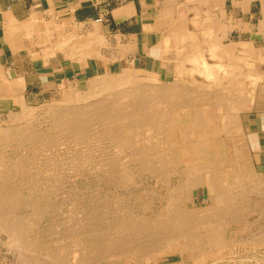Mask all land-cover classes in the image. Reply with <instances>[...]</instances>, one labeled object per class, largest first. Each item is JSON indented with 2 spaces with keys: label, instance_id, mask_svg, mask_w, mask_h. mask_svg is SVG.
<instances>
[{
  "label": "rangeland",
  "instance_id": "rangeland-1",
  "mask_svg": "<svg viewBox=\"0 0 264 264\" xmlns=\"http://www.w3.org/2000/svg\"><path fill=\"white\" fill-rule=\"evenodd\" d=\"M180 4L181 7L179 9L173 8L174 10L170 16V20L173 23L165 25L164 35H168L169 31H171L170 28L174 27V24L177 23L181 24L182 28L187 27V29L195 31L202 38L201 32H203V29L199 23L205 20L207 15H204V12L208 11V8L206 9V6H203L204 9L200 8L199 12H202V15L198 16L195 15L197 14L196 10H186L187 7L184 0ZM253 4V11L257 14V19L254 21L255 25L251 29L253 32L251 33L255 39L253 42L254 48L251 47L253 51H250V53L240 51L237 60L243 67L239 69L240 71L247 73L250 70L248 68H256L253 70L257 72V76L261 77V79H259L254 89L250 87V82L255 85L258 79L252 77L250 80L248 78L241 80L245 86L249 87L242 90L243 93H240V99L248 100L247 92L253 89V103L249 104L246 109L238 112V121L235 124L237 127L235 129L231 128L228 131H224L233 136L230 139L234 140H232L233 146H237H234V148L237 150V155L241 161L240 165L237 164L240 169L238 167L237 172L233 171L229 167V161L226 162V164L222 165L223 168H220L224 172L225 178L223 177L224 179H220L217 182L219 190L226 194L227 192L231 194L236 185L238 197L234 203L223 201L206 184L205 179L208 170L206 168L208 165L205 162L206 159L203 161L201 157H198L188 163L179 159V157H183L182 154L185 152L184 147L179 143L180 146L177 144L173 146V141H171L169 135L170 133L173 134V131L170 128L161 129L159 127L160 124L149 122L148 117L153 116L149 110L150 116L147 113L144 117L136 115L137 117L130 116V118L125 119L119 116L120 118L112 117L108 120L107 116H102L103 106L111 105L110 107L117 109L119 105L122 106L118 102L121 103L123 101L119 99V96H116L118 91L103 92L105 88H102V86L106 85L109 78L108 76V78L106 77V73L109 72L110 76L113 75L115 77L127 73L132 77L131 82L133 86L144 85L150 91L154 87H159V90L168 91L171 90L170 88L177 86L179 87L178 90H171V93L180 95V97L173 96L171 98L168 95V100L172 99L175 101L179 98L188 104L191 102L189 105L187 104V111L206 113V110L208 112L211 110L213 114L210 112L206 113L208 116L211 114L216 120H222L223 117L227 118L225 122L223 120L219 121V125L223 126L224 123L229 124L230 121L229 123L227 121L234 114V111L231 112V107L224 105L223 107L220 106V111L217 109V113L216 108L219 106L213 96L219 93L221 89L225 88L224 90H227L228 87L230 88L232 82L225 79L220 83V78L225 76L224 74H220L217 77V85L215 86L214 81L213 86L199 72L191 73L189 70L192 64L187 58L184 59L183 57L181 59L182 54L180 53L183 50L182 46H186L187 43L181 46L182 50L177 46L172 47L174 45H168V49L163 48L161 52L162 56L158 57L159 60L151 65L154 71H147L146 69H141L144 68L145 62L136 61L135 63L132 58L126 56L128 51V53L132 54L134 48L130 45V50L127 49L126 42L118 36L111 34L102 23L80 24L65 16L56 20H50L44 26L35 29L37 31L33 32L32 35H28L29 41L25 44L33 49L30 51L39 53L37 56L41 55L44 58V63L47 62L49 64L45 63L44 69H37L44 70V84L38 83L36 87L31 84L27 90H25L26 87L24 85L25 88L20 93V98L22 99L18 101L0 98V176L6 178V182L3 183L4 180L0 181V184L3 183L2 185H5L4 187L0 185V191L7 189L6 197L8 198L6 210L0 212V221L10 226L11 222L15 223L21 218L20 220H22L21 222L25 226H23L24 231L21 235L22 237L26 236L23 237L22 244L19 245L21 248H19L17 244L9 245L7 233L0 232V264H73L87 258L90 251L89 249L84 250V247L91 249L92 243H89V241L96 234L107 232L110 224L118 225L126 222L125 224L128 228L133 225L132 228L135 229L142 222L157 218L163 219L168 215L173 216L176 220L179 217L185 220V226L188 227V239H192L195 235L200 239H204L202 243L196 244L189 239L191 244L188 241V243L184 242L186 247H188L187 245H204L205 242L206 246L211 245L215 248H206V254L203 255L204 251L180 248L177 243L173 244L175 245L173 249H170V246L162 244V246L156 247V253L152 254L153 257L156 256V262H150L149 264H256L255 261L257 264H264V234L262 233L264 227L259 225L260 218H258L264 212V202L260 201L261 197L256 190L257 188H262L264 182L254 164L255 154L251 152L248 146V141L251 138L247 136V126L250 120L254 125L256 123L255 120L260 118L258 114L260 112L256 114L255 110L264 111V105L261 104V99L264 97V26L261 23L263 20L262 2L261 0H257ZM184 6L186 9L183 8ZM198 7L200 6L198 5ZM213 10L210 8L211 12ZM224 10L226 11V17H221L219 20L225 24V27L222 29L228 30V27H232L230 21L232 20L231 12L234 10L233 0L224 1ZM210 18L211 16L208 19L211 20L212 18ZM243 30L246 32H243ZM247 30L248 27L241 31H234L232 28L228 32L227 36H229V39H226V44L231 43L230 41L248 40L250 34ZM74 41L75 43H73ZM209 56L211 55L206 51V60L210 64L214 63L216 59H212ZM62 67L64 69H58ZM245 67L247 69H244ZM96 76L99 79L94 81L97 78ZM227 78L231 77L227 76ZM110 80L113 81V78ZM208 84H210V87H208ZM150 91L147 92V95L149 94L147 98L155 100L156 98L154 99L155 96L152 94L154 90L151 91L152 93ZM204 92L205 94L203 95ZM236 92L238 91L236 90ZM172 100L171 102H173ZM105 102L109 103V105ZM112 103L116 106H113ZM164 104L161 101L160 104L154 106L157 109H162V105ZM97 105L99 106L98 110ZM81 107L84 108L82 109ZM67 108L81 109L80 112H82L83 116L80 114V118L82 117L81 121L83 119L86 122L89 119V122L86 123L87 125L85 124L87 126V130L84 133L85 136L76 137L70 129L56 125L54 118ZM92 108H95L94 111ZM173 109L171 110L172 117L183 116V110L178 109V107ZM89 111L91 112L89 113ZM100 113L101 115H99ZM93 114L96 115L94 116ZM255 114L256 117H252ZM142 117L148 122L142 121ZM139 119L140 121H138ZM130 122L135 123L134 125L136 126L130 124ZM142 122H145V125ZM179 123L181 124L180 121ZM116 128H126L124 131L119 132L125 139V146L123 148L114 147L115 145L109 146L110 140L117 132L115 131L117 130ZM235 131H239V133ZM187 132L190 133V131ZM88 134L90 135L87 136ZM223 137L224 135L222 134L221 138ZM230 139L228 142H230ZM47 140L49 142L53 141V145H51L52 142L45 143ZM50 145L53 148L49 149ZM172 147L173 150L170 154L175 153V163L168 160L169 163L162 164L159 161L160 158L166 156ZM229 155L232 156V154ZM105 158H107V161ZM108 160H113V163L108 164ZM106 164L109 166L107 167ZM214 171L215 177L221 172V170L217 171L216 169ZM238 172L241 173L240 176L245 177H241V180H234L238 179L233 178L235 174L239 175ZM238 188H244L245 190L242 193ZM239 193L241 194L239 195ZM249 199L250 201H247ZM227 206L230 208L228 209ZM180 207L182 208L180 211L183 213L178 212ZM173 208L176 209L174 210ZM187 215L189 219L186 218L188 217ZM201 222L206 224L202 225ZM183 225L177 226V236L179 235L178 232L183 230ZM97 226L99 227L98 229ZM215 227L223 230H218L220 236L218 240L215 239L210 242L209 237L212 233H215ZM132 233L134 232L132 231ZM183 234L180 233L183 237H181L180 241L187 238ZM201 234L205 235V237ZM26 238L27 240H25ZM25 241L27 242L25 243ZM144 241V238H142L139 242L144 243ZM135 244L137 245L138 243ZM11 245H16L17 247H12ZM29 246L31 247L28 248ZM260 246L261 248H258ZM131 250L129 253L125 252L119 257L114 256L115 258H112L110 256V260V257L108 260L104 259L101 264H147L144 255L150 250L148 252L147 250L139 249ZM91 251L93 250L91 249ZM53 254H55V257ZM114 254L115 252L112 253V255ZM52 260L56 262L53 263Z\"/></svg>",
  "mask_w": 264,
  "mask_h": 264
},
{
  "label": "bare ground",
  "instance_id": "bare-ground-1",
  "mask_svg": "<svg viewBox=\"0 0 264 264\" xmlns=\"http://www.w3.org/2000/svg\"><path fill=\"white\" fill-rule=\"evenodd\" d=\"M263 3V12H264V0H261ZM177 1L174 0V2L169 3V7L164 9L162 11L161 14V18L160 21L163 24H167L169 25L170 23H173L170 20V16L173 12V8L179 9L181 7V4L183 3H176ZM185 5L187 7V9L185 8V6L183 8H185L188 11H192V10H196L197 14L195 15H202V12H199L200 8L202 9L203 6H206V9L208 8V11L204 12V15H207L205 20L200 21V25L203 29V32H201V34L203 35L202 38L199 37L198 33H196L195 31H191L188 30L187 28H182L181 24H174L175 26L172 27L171 29V35L164 38L163 40V48L168 49V45H174L172 47H179L181 50L183 48L182 51H180V53L182 54V58L184 57L187 58V60H189V62L192 64L191 69L189 70L191 73L194 72H199V74L203 75V77H205L207 80H209L211 82V85H213V82L215 81V86L217 85V77L220 76V74H224L225 76H223L222 78H220L221 80L219 81L220 83L223 82L225 79L230 82H232L231 87L227 90H219V93H217L216 95L214 94L213 98H215V100H217V105L219 106L218 108H216V112L217 109L218 111H220V106H224L226 105L227 107H231V112L234 111V114L231 115L228 119V123L230 121L229 124H225L223 126L219 125V121H224L227 119L226 117L222 118V120H216V118H214L213 116H211V114H209V116L206 113H212L211 110H206V113L203 112H192V111H187L188 105L191 103L189 102L186 103V101H182V99L175 100L173 101L172 99L168 100V95H170V97L172 98L173 96H178L180 97V95H175L171 93V90H178L179 87L174 86L172 88H170L171 90L168 91H164V90H159V87H152L154 91H150V89H148L147 87H145L144 85H132V77L131 75H128L127 73H124V75L121 76H110L109 72H105L106 73V77L108 78L106 85H103L102 88L103 92H117L116 96H119L120 100H123L120 102H118V104H122V106L119 105V108L117 107V109H114V107H110L111 105H109L108 100L107 103L109 106H103L102 107V116H107L106 118L109 120V118L112 117H118V118H130V116H146V114L148 113V110L151 112V114L153 116H149V122L154 124V122H156L157 124H160L159 127L161 129H171L173 131V134L170 133V138L171 141H173V146H175V144H177L178 146H180L182 144V147H184V154L183 157H179V159H181L182 161H186L187 163L190 162L191 160H194L198 157H201L203 159V161H205L204 159H206L205 162H207V177L205 179L206 184L208 185V187L216 193V195L220 198L223 199V201L226 202H230V203H234L237 199V188L234 186L233 189V194L230 192H227V194L225 192H222L219 190L218 186H217V182L220 179H224V172H222V169H220L222 167L223 164H226V162L229 161L230 166L233 171L237 172V168L239 167L238 165H240L241 161L239 160L240 158L237 155V150L234 148L233 146V136L230 133H225L224 131H228L231 128L235 129V127H237V125L235 126V124L237 123V114L238 112H240L242 109H246V107L249 104L253 103V97H252V90L254 88H256L257 83L259 82V79H261V77L259 78V76H257V72L253 69V67H250L247 71V73H244L242 71H240L239 69H242L243 67L238 63L237 58L235 57V55L237 54V51H242L245 53H250L249 51V44H245V43H236V42H231L230 44H224L223 43V39L226 38V32L228 30H223L222 28L225 27L224 24L221 23V20H219L216 11H219L222 5L224 3V0H187L185 1ZM198 5L200 7H198ZM210 8L214 9L213 11H215V13H213V11H210ZM204 9V8H203ZM185 11V10H184ZM182 15V14H180ZM203 15V16H204ZM183 16V15H182ZM181 16V17H182ZM197 16V17H198ZM202 16V17H203ZM209 16H211V20H209ZM195 17V16H194ZM215 17V19H214ZM184 18V16L182 17ZM186 19V18H185ZM175 20V19H174ZM185 21V20H184ZM182 23V22H181ZM262 26H264V20L261 22ZM232 26V25H231ZM229 29H231L232 27H228ZM230 31V30H229ZM228 38V37H227ZM64 39V38H63ZM85 41V40H84ZM202 41V42H201ZM71 42V41H70ZM226 42V41H225ZM75 43V41L73 42ZM84 43V42H83ZM89 43V42H88ZM104 43V42H103ZM186 46H182L184 44H186ZM80 44V43H79ZM101 44V43H100ZM179 46H178V45ZM66 46V45H65ZM91 46V45H90ZM182 46V48H181ZM71 48V47H70ZM90 48V47H89ZM186 48V49H185ZM241 48V50H240ZM59 49V48H58ZM88 49V48H87ZM62 51V49H61ZM209 52V54L211 56L212 59H216V61L212 64H210L206 58H205V52ZM236 53V54H235ZM75 54V53H74ZM97 54V53H96ZM93 55V54H92ZM94 56V55H93ZM244 56V55H243ZM69 58V57H68ZM101 58V57H100ZM113 59V58H112ZM81 61V60H80ZM99 61V60H98ZM167 61V60H166ZM262 61V60H261ZM183 62V61H182ZM184 64V63H183ZM195 64V65H194ZM244 69H247L246 67ZM124 71V70H123ZM262 73V72H261ZM228 74V75H226ZM232 75V76H231ZM231 77V78H227ZM246 76V77H245ZM97 78L94 79V81H97L98 76H96ZM193 77V76H192ZM255 77L256 79H258V81H256L255 85L250 82V87H252L253 89L249 90V92H247V98L246 99H240V93H243L242 90L247 89V87L249 86H245L241 80L244 78H248L249 80ZM258 77V78H257ZM113 78V81L110 80ZM193 80V79H192ZM208 81V82H209ZM140 83V82H139ZM96 84V83H95ZM122 84V85H121ZM125 84V85H123ZM131 84V85H128ZM137 84V82H136ZM227 84V83H226ZM22 83L21 82H17L14 84V87H10V91L13 95H16V98H13L14 100L18 101L20 98V93H22ZM62 85V84H61ZM97 85V84H96ZM187 85V84H186ZM60 86V85H59ZM98 86V85H97ZM214 86V85H213ZM227 86V85H226ZM238 86V87H237ZM161 87V86H160ZM163 87V86H162ZM205 87V86H204ZM208 87H210V84H208ZM219 87V86H218ZM162 89V88H161ZM236 90L238 92H236ZM152 93L155 97V100H151L148 99L147 96V92ZM221 91V92H220ZM173 92V91H172ZM187 92V91H186ZM200 92V91H199ZM218 92V91H217ZM198 93V92H197ZM205 94V92L203 93V95ZM209 94V93H207ZM206 97V96H205ZM151 98V97H150ZM102 99V98H101ZM177 99V98H176ZM197 99H199L197 97ZM103 100V99H102ZM104 100V101H105ZM168 100V101H167ZM171 100L173 102H171ZM102 101V102H104ZM162 101V103H165L164 105H162V109H157L156 106L157 104H160ZM170 101V102H169ZM21 102V101H20ZM103 103V104H105ZM111 103V102H110ZM114 103V102H113ZM112 103V104H113ZM116 103V102H115ZM202 103V102H201ZM20 104V103H19ZM23 104V102H22ZM89 104V103H87ZM86 104V105H87ZM95 104V102H94ZM93 104V107H94ZM117 104V105H118ZM188 104V105H187ZM92 105V103H91ZM90 105V106H91ZM115 104H113L114 106ZM75 106V105H74ZM79 106V104H78ZM85 107V105H83ZM88 106V105H87ZM98 106V105H97ZM116 106V105H115ZM29 107V106H28ZM84 107H81L82 109ZM96 107V106H95ZM161 107V105H160ZM175 107H178V109L183 110V116H176V117H172L171 116V110ZM22 108V107H21ZM79 108V107H78ZM211 108V107H209ZM26 109V108H25ZM93 111L95 108H92ZM99 109V106L97 107V110ZM114 109V111H113ZM207 109V107H206ZM81 109H75V108H67L64 111H62L61 113L57 114L56 117L54 118V121L56 123L57 126L59 127H64L67 129H70L71 131H73L72 133H74L73 135H75L76 137L80 136L83 137L84 133L87 130V126H85V124L88 121L85 122V120L81 121L82 116V112H80ZM88 110V109H87ZM86 110V111H87ZM174 110V109H173ZM26 111V110H25ZM84 111V110H83ZM100 111V110H99ZM91 111H89L90 113ZM96 112V111H95ZM214 112V111H213ZM84 113V112H83ZM88 113V111H87ZM85 113V114H87ZM178 113V112H177ZM218 113V112H217ZM220 113V112H219ZM80 114H81V118H80ZM181 114V113H180ZM213 114V113H212ZM92 115V114H91ZM94 116L96 114H93ZM101 115V113L99 114ZM137 115V116H136ZM215 115V114H214ZM85 116V115H84ZM88 116V115H86ZM98 116V115H97ZM120 116V117H119ZM40 117V115H39ZM99 117V116H98ZM142 117V118H143ZM105 118V119H106ZM117 118V119H118ZM133 118V117H132ZM219 118V117H217ZM141 119V118H140ZM140 119L138 121H140ZM95 120V119H94ZM124 120V119H123ZM146 119L143 118L142 121H145ZM148 120V119H147ZM96 121V120H95ZM105 121V120H104ZM118 121V120H117ZM131 121V120H130ZM136 121V120H135ZM134 121V122H135ZM179 121L181 122V124L179 123ZM97 123H99L98 121H96ZM106 122V121H105ZM146 122V121H145ZM145 122L143 123L145 125ZM148 122V121H147ZM146 122V123H147ZM139 123V122H138ZM137 123V124H138ZM141 123V122H140ZM223 123V122H222ZM50 124V123H49ZM89 124V123H88ZM110 124V122H109ZM130 124L134 125L132 122H130ZM129 124V125H130ZM143 124H141L143 126ZM149 124V123H148ZM156 124V125H157ZM87 125V124H86ZM130 125V126H132ZM147 125V124H146ZM150 125V124H149ZM147 125V126H149ZM155 125V126H156ZM136 126V125H134ZM141 126V127H142ZM55 127V126H54ZM90 127V126H89ZM93 127V126H91ZM157 127V128H159ZM21 128V127H20ZM36 128V127H35ZM152 128H154L152 126ZM156 128V129H157ZM59 129V128H58ZM89 129V128H88ZM91 129V128H90ZM114 129V128H111ZM117 129V128H116ZM124 129L126 128H121V129H117L115 131H117L115 133V136L110 140V144L109 146L112 147V145L114 147L117 148H123L125 146V139L122 137V134H120L119 132L124 131ZM239 129V128H238ZM26 130V129H25ZM95 130V129H94ZM102 130V129H101ZM32 131V130H31ZM30 131V132H31ZM91 131V130H90ZM89 131V132H90ZM127 131V130H126ZM160 131V130H159ZM163 131V130H162ZM187 131H190L187 132ZM232 131V130H231ZM234 131V130H233ZM18 132V131H17ZM69 132V131H68ZM88 132V133H89ZM103 132V130H102ZM177 132V133H176ZM236 132V131H235ZM239 133V131H237ZM236 132V133H237ZM32 133V132H31ZM71 133V134H72ZM112 133V132H111ZM54 134V133H53ZM87 134V133H86ZM94 134V133H92ZM224 135L223 138H221V135ZM27 135V133H26ZM90 134H88L87 136H89ZM114 135V134H113ZM60 136V135H59ZM85 136V135H84ZM86 136V137H87ZM102 136V135H101ZM149 136V135H148ZM151 136V135H150ZM58 137V136H57ZM85 137V138H86ZM105 137V136H104ZM131 137V136H130ZM163 137V136H162ZM34 138V137H33ZM59 138V137H58ZM67 138V137H66ZM71 138V137H70ZM75 138V137H74ZM103 138V136H102ZM101 138V139H102ZM27 139V138H25ZM45 139V137H44ZM53 139V138H51ZM79 139V138H78ZM82 139V138H81ZM87 139V138H86ZM104 139V138H103ZM230 139V142H228ZM29 140V139H28ZM27 140V141H28ZM34 140V139H33ZM49 140V139H48ZM47 140V142L45 141V143H48L49 141ZM58 140V139H56ZM105 140V139H104ZM38 141V140H37ZM107 141V140H106ZM167 141V140H166ZM234 141V140H233ZM42 143V141H40ZM52 142V143H51ZM49 143H51V145H53V141H51ZM108 142V141H107ZM31 143V142H30ZM167 143V142H166ZM180 145H179V144ZM61 144V143H60ZM156 144V143H155ZM235 144V143H234ZM49 146V144H47ZM49 147V149H51V146ZM105 145V144H104ZM159 145V144H158ZM43 146V145H42ZM55 146V145H54ZM108 146V147H109ZM109 147V148H110ZM237 147V146H235ZM46 148V147H45ZM53 148V147H52ZM170 148V147H169ZM169 148H167L169 150ZM108 149V148H107ZM106 149V151H107ZM128 149V148H127ZM154 149V148H153ZM47 150V149H46ZM91 150V149H90ZM109 150V149H108ZM139 150V149H138ZM173 147L172 149L169 150V153H167V158L166 156H162L160 158V162H162V164L165 163H169V161L175 163L174 160H176V156L174 154H170V152L172 153ZM44 151V150H43ZM50 151V150H49ZM104 152V151H103ZM113 152V151H112ZM161 152V151H159ZM166 152V151H164ZM176 152V150H175ZM107 153V152H106ZM149 153V152H148ZM165 154V153H164ZM229 154H232V156H230ZM38 155V154H37ZM132 155V154H131ZM146 155V154H145ZM230 156V157H229ZM137 157V156H136ZM242 158V157H241ZM107 158H105L106 160ZM110 159V157H109ZM112 159V157H111ZM116 159V158H114ZM104 160V159H103ZM123 160V159H122ZM166 160V161H165ZM169 160V161H168ZM180 160V161H181ZM107 161V160H106ZM132 161V160H131ZM10 162V161H9ZM123 162V161H122ZM136 162V161H135ZM143 162V161H142ZM170 162V163H171ZM20 163V162H19ZM22 163V162H21ZM108 164L113 163V160H108L107 162ZM144 163V162H143ZM3 164V163H2ZM115 164V163H114ZM121 164V163H120ZM199 164V163H198ZM238 164V165H237ZM4 165V164H3ZM7 165V164H6ZM143 165V164H142ZM141 165V166H142ZM178 165V164H177ZM46 166V165H45ZM103 166V165H102ZM107 166V164H106ZM109 166V165H108ZM107 166V167H108ZM173 166V165H172ZM8 167V166H7ZM18 167V166H17ZM51 167V166H49ZM182 167V166H181ZM46 168V167H45ZM48 168V167H47ZM96 168V167H95ZM125 168V167H124ZM159 168V167H157ZM175 168V167H174ZM223 168V167H222ZM185 169V168H184ZM220 171V174L215 177V171ZM240 169V167H239ZM4 170V169H3ZM112 170V168H111ZM110 170V172H111ZM166 170V169H165ZM2 171V170H1ZM49 171V169H48ZM98 172V171H97ZM153 172V171H152ZM1 173V172H0ZM3 173V172H2ZM20 173V172H19ZM73 173V172H72ZM238 174H235L233 178H238V179H234V180H241L243 177L245 176H240V172H238ZM7 174V173H6ZM96 174V173H95ZM130 174V173H129ZM149 174V173H148ZM160 175V174H159ZM158 175V176H159ZM172 175V174H171ZM206 175V174H205ZM245 175V174H244ZM248 175V174H247ZM246 175V176H247ZM9 176V173H8ZM157 176V175H156ZM184 176V175H183ZM240 176V177H238ZM7 177V176H6ZM42 177V176H41ZM98 177V176H97ZM224 177V178H223ZM242 177V178H241ZM11 178V177H10ZM230 178V177H229ZM9 179V178H8ZM109 179V178H108ZM246 180V178H244ZM254 179V178H253ZM252 179V180H253ZM6 182V178H3L0 176V181ZM166 180V179H164ZM259 180V179H258ZM8 181V180H7ZM11 182V181H10ZM194 182V181H193ZM196 182V180H195ZM3 183H1L0 185H2ZM166 183V182H165ZM247 183V182H244ZM243 183V184H244ZM195 184V183H194ZM199 184V183H198ZM7 185V184H6ZM240 185V184H237ZM249 185V184H248ZM3 187L5 185H2ZM252 186V185H251ZM250 186V188H251ZM259 186V185H258ZM10 187V186H9ZM195 187V186H194ZM240 187V186H239ZM243 187V186H242ZM18 188V187H17ZM10 189V188H9ZM240 189V188H238ZM248 189V188H247ZM21 190V189H20ZM228 190V189H227ZM244 188H241L239 191H244ZM258 192L262 191L263 188H257L256 189ZM17 191V190H16ZM19 191V190H18ZM224 191V190H223ZM251 191V190H250ZM264 191V190H263ZM262 191V192H263ZM13 192V191H12ZM248 192V190H247ZM19 193V192H18ZM243 193V192H242ZM241 193H239L240 195ZM252 194V193H251ZM7 195V189L4 190L2 189L0 191V212H3L6 210L7 205H6V201H8V198L6 197ZM246 195V194H245ZM11 196V195H8ZM14 196V194H13ZM181 196V195H180ZM242 196V195H241ZM7 199V200H6ZM14 199V198H13ZM12 199V200H13ZM240 199V198H239ZM244 199V198H243ZM248 199V198H247ZM26 200V199H25ZM81 200V199H80ZM93 200V199H92ZM185 200V199H184ZM242 200V199H241ZM241 200H239L240 202H242ZM238 201V200H237ZM247 201H250L247 200ZM4 202V204H3ZM15 202V201H14ZM175 202V201H174ZM239 202V203H240ZM212 204V203H211ZM226 204V203H225ZM225 204H223L225 206ZM229 204V203H227ZM237 204V203H235ZM233 204V205H235ZM250 204V203H249ZM261 204V203H260ZM175 205V204H174ZM179 205V204H177ZM217 205V204H216ZM232 205V206H233ZM239 205V204H238ZM171 206V205H170ZM173 206V205H172ZM218 206V205H217ZM230 206V205H229ZM240 206V205H239ZM184 207V206H182ZM228 207V206H227ZM248 207V206H247ZM10 208V207H9ZM214 208V207H213ZM219 208V207H217ZM230 207H228L229 209ZM244 208V207H243ZM11 209V208H10ZM9 209V210H10ZM174 209V208H173ZM176 209V208H175ZM174 209V210H175ZM178 209V208H177ZM180 209H182L181 207L178 209L179 213H183L182 211H180ZM215 209V208H214ZM223 209V208H222ZM234 209V207H233ZM258 209V208H257ZM164 210V209H163ZM173 210V211H174ZM224 210V209H223ZM226 210V207H225ZM219 211V210H218ZM230 211V210H229ZM185 212V211H184ZM197 212V211H196ZM226 212V211H225ZM235 212V211H233ZM147 213V212H146ZM175 213V212H174ZM237 213V212H236ZM13 214V213H12ZM25 214V213H24ZM170 214V213H169ZM193 214V213H192ZM198 214V213H197ZM230 214V213H229ZM232 214V213H231ZM96 215V214H95ZM134 215V214H133ZM148 215V214H147ZM156 215V214H155ZM173 215V214H172ZM186 215V214H185ZM219 215V214H218ZM239 215V214H238ZM92 216V215H91ZM141 216V215H140ZM161 216V215H160ZM182 216V215H181ZM188 216V215H187ZM196 216V214H195ZM195 216H193L195 218ZM199 216V215H197ZM243 216V215H242ZM1 217V215H0ZM94 217V216H93ZM128 217V215H127ZM191 217V216H190ZM192 217V218H193ZM201 217V216H200ZM91 218V217H90ZM96 218V217H95ZM130 218V217H129ZM182 217H179L178 220H176L175 218H173V216L171 217V215L166 216V218L163 219H153V220H147L146 222H142V224H140L137 228L133 227H127V225L125 223H121V224H110L109 229L107 230V232H100L98 234H96L94 236V238H92L89 243H92L91 249L93 251H91V249L89 247H84L85 249H89V253L88 256L85 260H80L77 261L76 263L73 264H101L103 263L102 261L104 259H107L111 256L112 258L114 256H121L123 253H129L131 249H139V250H150L147 254H145V260L147 261V264H149L150 262H156V256L153 257L152 254H154V252L156 253L155 248L158 247L159 245L162 246V244L166 245V246H170V249H173L175 245H173L174 243L178 244V247L180 248H184V249H199L200 251H204L203 255L206 254V250L208 248H213L214 246L208 245L206 246L205 242L204 245L199 244V245H195V246H190L187 245L188 247L185 246L184 242H189L193 241L196 243H202V241H204V239H200L198 236H192L193 238H189L188 239V227L185 226V220H181ZM189 219V216L186 217ZM193 218V220H195ZM21 219V218H20ZM18 219L15 223L11 222L10 226L3 223L2 221H0V232H6L9 238V245L10 244H17L18 246L22 244V233H23V223L21 222L22 220ZM122 219V218H121ZM125 219V217H124ZM187 219V220H188ZM197 219V218H196ZM201 219V218H200ZM206 219V218H205ZM204 219V220H205ZM245 219V218H243ZM92 220V219H91ZM130 220V219H129ZM140 220V219H139ZM191 220V219H190ZM189 220V221H190ZM221 220V219H220ZM87 221V220H86ZM136 221V220H135ZM134 221V222H135ZM208 221V220H207ZM133 222V221H132ZM131 222V224H132ZM196 222V221H195ZM193 222V223H195ZM29 223V222H28ZM27 223V224H28ZM86 223V222H85ZM192 223V222H191ZM213 223V222H212ZM227 223V222H226ZM225 223V224H226ZM252 223V222H251ZM102 224V223H101ZM100 224V225H101ZM105 224V223H104ZM129 224V225H131ZM183 225V230L179 231V235L177 236V232H176V228L177 226H182ZM199 224V223H198ZM202 225H205L206 223H202ZM240 224V223H239ZM245 224V223H244ZM243 224V225H244ZM248 224V223H247ZM85 225V224H84ZM89 225V223H88ZM92 225V224H91ZM95 225V224H93ZM136 225V224H135ZM217 225V224H216ZM6 226V227H5ZM9 226V227H7ZM107 226V225H106ZM137 226V225H136ZM193 226V225H192ZM197 226V225H194ZM209 226V225H208ZM25 227V226H24ZM28 227V226H27ZM33 227V226H32ZM105 227V226H104ZM127 227V228H126ZM250 227V226H249ZM99 227L97 226V229ZM101 228V227H100ZM106 228V227H105ZM214 228V227H213ZM216 228V227H215ZM218 228V227H217ZM215 229V233H212V235L209 237L210 242L214 241L215 239L218 240L220 238L219 236V231L221 229ZM90 229V228H89ZM96 229V231H97ZM103 229V228H102ZM101 229V230H102ZM94 230V228H93ZM105 230V229H104ZM204 230V229H203ZM212 230V228H211ZM223 230V229H222ZM221 230V231H222ZM132 231L134 233H132ZM207 231V230H206ZM35 233V232H34ZM180 233H184L183 235L187 238L183 239V241L181 240V235ZM223 233V232H222ZM262 233L264 234V231H262ZM5 234V233H4ZM32 234V233H31ZM205 234V233H204ZM250 234V233H249ZM259 234V233H258ZM202 236L205 237V235L201 234ZM255 235V234H254ZM200 236V235H199ZM34 237V236H32ZM85 237V236H84ZM207 237V236H206ZM247 237V236H245ZM30 238V237H29ZM144 238V243H140L139 241ZM183 238V237H182ZM223 238V237H222ZM225 238V237H224ZM31 239V238H30ZM35 239V238H34ZM40 239V238H39ZM206 239V238H205ZM27 240V238L25 239ZM29 240V239H28ZM223 240V239H221ZM233 240V239H232ZM246 240V239H245ZM27 241H25L26 243ZM146 242V243H145ZM187 242V243H188ZM252 242V241H251ZM135 243H138L137 245ZM191 244V242H189ZM224 243V242H223ZM238 243V242H237ZM254 243V242H253ZM11 245V246H12ZM136 245V246H135ZM15 247H17L16 245H14ZM12 246V247H14ZM133 246V247H132ZM221 246V245H220ZM31 246H29L28 248H30ZM197 247V248H195ZM11 248V247H10ZM19 248H21L19 246ZM128 248V249H126ZM177 248V247H176ZM207 248V249H206ZM215 248V247H214ZM217 248V247H216ZM227 248V247H226ZM125 249V250H124ZM228 249V248H227ZM26 250V249H25ZM180 250V249H179ZM20 251V250H19ZM17 251V252H19ZM31 251V250H30ZM182 251V250H181ZM28 252V251H26ZM95 252V253H94ZM115 252L114 255H112V253ZM132 252V250H131ZM134 252V251H133ZM153 252V253H152ZM195 252V251H194ZM192 253V252H191ZM33 254V253H32ZM17 255V254H16ZM29 255V254H28ZM55 254H53L54 256ZM131 255V254H130ZM183 255V254H182ZM18 256V255H17ZM165 256V255H164ZM193 256V255H192ZM257 256V255H256ZM20 257V256H19ZM35 257V256H34ZM55 257V256H54ZM111 257L109 258V260L111 259ZM158 257V256H157ZM183 257V256H182ZM21 258V257H20ZM23 258V257H22ZM39 258V257H38ZM115 258V257H114ZM25 259V258H23ZM22 259V261H23ZM34 260V259H33ZM45 260V259H44ZM32 261V260H31ZM50 261H51V257H50ZM138 261V260H137ZM245 261V260H243ZM27 262V261H26ZM33 262V261H32ZM53 262V260H52ZM56 262V261H55ZM53 262V263H55ZM107 262V261H106ZM217 262V261H216ZM24 263V262H23ZM30 264V263H29ZM56 264V263H55ZM58 264V263H57ZM111 264V263H109ZM115 264V263H114ZM245 264V263H243Z\"/></svg>",
  "mask_w": 264,
  "mask_h": 264
},
{
  "label": "crops",
  "instance_id": "crops-1",
  "mask_svg": "<svg viewBox=\"0 0 264 264\" xmlns=\"http://www.w3.org/2000/svg\"><path fill=\"white\" fill-rule=\"evenodd\" d=\"M175 1L180 3L182 0ZM255 1L257 0H233L234 10L231 12L230 22L234 31L248 27L247 31L250 34L248 40L241 39L235 42L249 44V51H253L251 47L254 48L255 41L251 31L257 19V14L253 11ZM172 2L174 0H126L122 4L116 0H0V98H16V95L11 93L10 87H14L17 82L23 84V90L25 87V90L30 88L31 84L34 87L38 83L44 84V70L37 69H44V64L49 63H44V58L41 55L37 56L39 53L31 52L32 48L25 43L29 41L28 35L37 31L35 29L44 26L50 20L65 16L80 24L92 22L104 24L111 34L126 42L127 49L130 45L134 48L133 53L130 54L128 51L126 56L132 58L135 63L145 62L144 68L141 69L154 71L151 65L162 56L161 44L167 37L164 35V27L167 24L160 21L161 14ZM222 6L223 8L220 7L217 11L219 19L226 17L227 9L224 10V3ZM262 13L264 20L263 3ZM98 19L102 21L97 22ZM221 23L224 24L222 21ZM232 28L226 32V38L222 40L224 44L226 39H229L227 35ZM169 32L168 36L171 35V31ZM236 53L235 57L238 58L240 52ZM261 102L264 105V97ZM255 111L256 114L260 112L258 113L260 118H256L254 125L250 120L247 126V136L251 138L248 146L255 154L254 164L264 182V111ZM256 114L252 117H256ZM262 188L264 190V186ZM262 191L258 194L261 197L260 201L264 202V191ZM258 218H260L259 225L264 227V212ZM255 263L257 264L256 261Z\"/></svg>",
  "mask_w": 264,
  "mask_h": 264
},
{
  "label": "built area",
  "instance_id": "built-area-1",
  "mask_svg": "<svg viewBox=\"0 0 264 264\" xmlns=\"http://www.w3.org/2000/svg\"><path fill=\"white\" fill-rule=\"evenodd\" d=\"M119 4L125 3L126 0H116ZM102 19H98L97 22H101Z\"/></svg>",
  "mask_w": 264,
  "mask_h": 264
}]
</instances>
